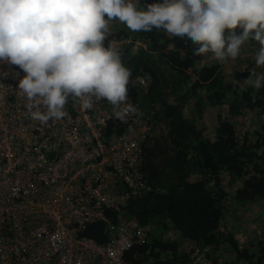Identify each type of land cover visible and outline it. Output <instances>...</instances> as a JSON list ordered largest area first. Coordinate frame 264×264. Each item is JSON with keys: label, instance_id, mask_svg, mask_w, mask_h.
<instances>
[{"label": "trees", "instance_id": "16d2710c", "mask_svg": "<svg viewBox=\"0 0 264 264\" xmlns=\"http://www.w3.org/2000/svg\"><path fill=\"white\" fill-rule=\"evenodd\" d=\"M110 30L108 39L127 34L146 39L147 48L126 52L122 63L131 77L149 73L153 79L146 92L128 85V97L150 117L139 169L151 189L121 204V215L151 234L179 233L200 246L210 264H219L222 248L232 254L230 264H264V227L261 239L246 247L221 227L227 196L239 204L264 200V87L245 83L252 71H264L254 64L258 45L248 41L231 68L218 74L221 63L194 55L196 46L173 40L163 30L132 32L118 20L110 22ZM212 80L215 84L209 85ZM250 114L256 125L246 127ZM107 233L106 223L96 222L82 235L102 243ZM177 249V243L150 235L126 259L147 264L159 260L160 253L176 259Z\"/></svg>", "mask_w": 264, "mask_h": 264}, {"label": "built area", "instance_id": "2783aa9c", "mask_svg": "<svg viewBox=\"0 0 264 264\" xmlns=\"http://www.w3.org/2000/svg\"><path fill=\"white\" fill-rule=\"evenodd\" d=\"M109 40L121 57L148 46L135 34ZM23 75L18 66L0 63V264H133L126 253L151 234L123 217L120 206L151 189L139 169L148 113L139 109L122 122L106 100L84 110L69 97L67 115L42 124L31 118L17 88ZM152 82L149 73H137L129 86L146 92ZM96 222L108 228L102 243L82 235ZM146 263L211 262L185 240L181 257Z\"/></svg>", "mask_w": 264, "mask_h": 264}, {"label": "clouds", "instance_id": "9594fccd", "mask_svg": "<svg viewBox=\"0 0 264 264\" xmlns=\"http://www.w3.org/2000/svg\"><path fill=\"white\" fill-rule=\"evenodd\" d=\"M0 0V63L24 73L17 88L34 120L67 115L69 97L84 110L106 100L120 121L139 113L128 97L131 70L122 63L110 22L132 32L163 30L196 46L193 54L235 61L254 41V64L264 69V0ZM107 41V43H106ZM17 77L20 72L15 73ZM245 83L264 87V71ZM43 109V110H42Z\"/></svg>", "mask_w": 264, "mask_h": 264}, {"label": "crops", "instance_id": "0c3cea01", "mask_svg": "<svg viewBox=\"0 0 264 264\" xmlns=\"http://www.w3.org/2000/svg\"><path fill=\"white\" fill-rule=\"evenodd\" d=\"M244 55L249 56L250 53L246 52V54ZM230 68H231L230 62L223 63L221 64L218 74H221L222 70H226ZM257 118L258 120H260L259 117ZM248 119H249L248 124H246L247 126L255 124L254 115L250 114ZM228 197H230L229 202L232 207L229 210V212H226L225 209L224 218L221 222V227L223 228L224 233L225 234L232 233L234 237L239 241V243L244 247L249 245L250 242H255L261 239L262 229L264 227V200L257 201L252 204H239L236 203L235 200H233L231 195L227 196L226 200ZM226 202L227 201H225V205L228 204ZM231 211L234 214L230 213ZM230 215H233V218H231V220L228 218V216ZM247 219H249V221H246ZM243 222H247L250 225L247 226L246 224H243ZM240 226L243 227L242 230L240 229ZM225 253H227V250H225L224 248L221 249V252L220 251L217 252L218 255L217 260L219 264H224L225 258L222 255ZM227 255L229 256V259H231L232 254L227 253Z\"/></svg>", "mask_w": 264, "mask_h": 264}, {"label": "rangeland", "instance_id": "374dc122", "mask_svg": "<svg viewBox=\"0 0 264 264\" xmlns=\"http://www.w3.org/2000/svg\"><path fill=\"white\" fill-rule=\"evenodd\" d=\"M215 81L216 80H212V82H210L211 84H209V85H213V84H215ZM210 87H212V86H210ZM206 91V90H205ZM204 91V92H205ZM243 124L244 125H246V124H248V121H245V122H243ZM242 124V125H243ZM246 127H247V125H246ZM229 199H230V197H228L227 198V202L226 203H228V204H226L225 206V209H226V212H229V210L231 209V205H230V202H229ZM230 213H232V214H234L232 211L230 212ZM228 215V214H227ZM228 218L231 220V218H233V215H230V216H228ZM246 221H249V219H247ZM227 222V221H226ZM228 222H229V220H228ZM243 224H246L247 226L248 225H250L249 223H247V222H243ZM240 229L242 230L243 229V227L242 226H240ZM148 231V229L146 228V230H145V232H147ZM155 234H151L152 236H155V237H161V239H163L165 242H168V243H177V253H176V255H175V257L174 258H179V257H181V255H182V250H183V248H184V243H185V240H183L182 239V237L180 236V234L179 233H177V232H174L173 230H171V229H169V230H166V231H163V232H154ZM71 235L72 236H76V233L74 232V231H72L71 232ZM170 253L169 254H165V253H160V255H159V259H169L170 257ZM224 258H225V262H224V264H229L230 263V259H229V256L227 255V253H225V254H223L222 255ZM223 257H222V260H223ZM176 258V259H177Z\"/></svg>", "mask_w": 264, "mask_h": 264}]
</instances>
